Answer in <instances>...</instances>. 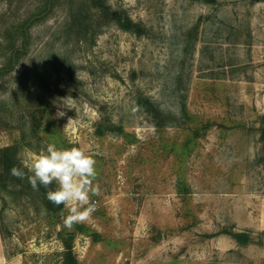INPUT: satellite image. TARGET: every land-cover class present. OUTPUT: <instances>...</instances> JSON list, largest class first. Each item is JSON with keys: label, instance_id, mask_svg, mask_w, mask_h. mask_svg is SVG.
I'll return each mask as SVG.
<instances>
[{"label": "rangeland", "instance_id": "obj_1", "mask_svg": "<svg viewBox=\"0 0 264 264\" xmlns=\"http://www.w3.org/2000/svg\"><path fill=\"white\" fill-rule=\"evenodd\" d=\"M22 41L0 72V147L93 155L78 264H264V0H0V66ZM24 71L58 87L44 112ZM33 113L27 147L17 125ZM66 214L6 206L0 264H62Z\"/></svg>", "mask_w": 264, "mask_h": 264}, {"label": "trees", "instance_id": "obj_2", "mask_svg": "<svg viewBox=\"0 0 264 264\" xmlns=\"http://www.w3.org/2000/svg\"><path fill=\"white\" fill-rule=\"evenodd\" d=\"M50 2L51 1H47ZM115 23L123 29L133 30L138 33L142 32V28H138V24L135 23L132 18L123 9H118L114 13ZM25 43L23 41L12 54L9 56V61L3 66H0V72L9 71L13 68L23 54L25 48ZM29 78L31 85L38 89L39 97L41 98L40 103H38L39 110L44 112L49 108V98L50 93L55 89H58L57 85L54 86L46 78L41 76H31L28 71H24L22 74V79ZM31 121L27 118V115H22L18 121V130L20 131V141L27 147L33 145V139L37 136L41 116L35 113L31 114ZM260 141L262 143V154L260 156V162L264 165V124L260 130ZM19 145L17 142L0 147V201L2 204L0 210V219L3 220V210L10 203H15L18 201H24L30 204L35 210L43 212L44 216L49 217L51 220L56 221L57 218L62 213L64 207L61 205L59 207L52 204L47 199V191L43 186H38V190H33L31 187L27 176L24 179H19L11 175L12 167L22 168L23 165L18 156ZM27 172L26 169H24ZM50 188L54 189L55 184L51 185ZM60 237L63 242L64 251L62 252V264H78L77 257L73 249V239L74 233L64 228L60 232ZM233 238L239 243L247 244L250 242V235L247 232H232L230 233Z\"/></svg>", "mask_w": 264, "mask_h": 264}, {"label": "clouds", "instance_id": "obj_3", "mask_svg": "<svg viewBox=\"0 0 264 264\" xmlns=\"http://www.w3.org/2000/svg\"><path fill=\"white\" fill-rule=\"evenodd\" d=\"M21 163L22 168H11V175L19 179L27 176L33 190H38V186L49 189L47 199L67 211L62 217L65 228L72 230L74 225L93 216L96 204L91 197L99 194L98 186L94 185L97 162L93 155L77 146L59 148L48 143L38 153L28 151ZM53 184L54 189L50 188Z\"/></svg>", "mask_w": 264, "mask_h": 264}]
</instances>
